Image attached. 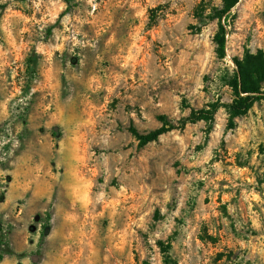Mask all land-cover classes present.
<instances>
[{
	"label": "rangeland",
	"instance_id": "rangeland-1",
	"mask_svg": "<svg viewBox=\"0 0 264 264\" xmlns=\"http://www.w3.org/2000/svg\"><path fill=\"white\" fill-rule=\"evenodd\" d=\"M228 1L0 0V264L15 232L32 264H264V99L228 84L264 0Z\"/></svg>",
	"mask_w": 264,
	"mask_h": 264
},
{
	"label": "trees",
	"instance_id": "trees-1",
	"mask_svg": "<svg viewBox=\"0 0 264 264\" xmlns=\"http://www.w3.org/2000/svg\"><path fill=\"white\" fill-rule=\"evenodd\" d=\"M238 0L228 1L226 7L223 10L217 11L215 18L222 20L226 17L227 14H230L232 9L236 6ZM223 34L227 33V30L222 27ZM221 49L225 48V41L221 40L220 42ZM236 68L234 70L232 78L229 80V86L234 91L237 100L232 105V116L239 117L244 115L250 107L257 101L264 99V90L259 87L256 77L258 75H264V55H248L243 61L239 59H234ZM246 95V96H244ZM200 119L199 116H194L193 119H189L190 122H195ZM186 120L183 121L185 124ZM176 127L163 126L159 129H156L148 134H139L134 128H131V131L137 136L140 141V146H146L151 142L157 141L160 136L170 132ZM165 253V249L162 248ZM164 264H177L171 255L165 256Z\"/></svg>",
	"mask_w": 264,
	"mask_h": 264
},
{
	"label": "crops",
	"instance_id": "crops-1",
	"mask_svg": "<svg viewBox=\"0 0 264 264\" xmlns=\"http://www.w3.org/2000/svg\"><path fill=\"white\" fill-rule=\"evenodd\" d=\"M39 198H42V195H34L30 199V203L36 202ZM35 236L31 237L30 234L27 233H21V232H15L13 233V239H14V255L11 256V264H32L30 262V254L32 251H34V247L36 246L33 242L35 240ZM20 241V242H18ZM26 256V257H25ZM18 257H24L19 260ZM32 256L31 258H33Z\"/></svg>",
	"mask_w": 264,
	"mask_h": 264
}]
</instances>
